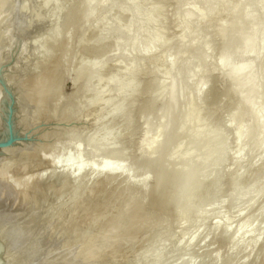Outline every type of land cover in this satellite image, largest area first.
Returning a JSON list of instances; mask_svg holds the SVG:
<instances>
[{
	"label": "rangeland",
	"instance_id": "rangeland-1",
	"mask_svg": "<svg viewBox=\"0 0 264 264\" xmlns=\"http://www.w3.org/2000/svg\"><path fill=\"white\" fill-rule=\"evenodd\" d=\"M0 12V256L264 264V125L225 76L246 64L264 110V0H0ZM244 17L256 48L239 59Z\"/></svg>",
	"mask_w": 264,
	"mask_h": 264
},
{
	"label": "bare ground",
	"instance_id": "bare-ground-1",
	"mask_svg": "<svg viewBox=\"0 0 264 264\" xmlns=\"http://www.w3.org/2000/svg\"><path fill=\"white\" fill-rule=\"evenodd\" d=\"M193 1V0H192ZM195 1H198V0H195ZM203 1V0H202ZM207 2H208V0H207ZM210 3V2H209ZM202 4V3H201ZM192 7V6H191ZM243 8V7H242ZM245 8V7H244ZM0 13H2V12H0ZM262 13V12H261ZM189 14V13H188ZM186 16H188V15H186ZM185 15H184V17H186ZM239 16H240V14H239ZM248 16V15H247ZM133 19V18H132ZM185 20L186 19H189V20H191V17H187V18H184ZM188 20V21H189ZM192 21H193V19H192ZM191 21V22H192ZM243 21H244V23H246L247 24V28L245 29L243 26L241 27V26H238V28H236V30L235 31H237V35H236V40H237V42L240 44V45H238V47H237V51H235L234 52V54H235V56L237 57V58H239V59H241V58H247V56L249 55V54H251V52L253 51V48L255 47V45H253V39H252V33L251 32H249V26L250 25H252V24H254V18L253 17H244L243 18ZM256 21V20H255ZM187 22V21H186ZM234 23V22H233ZM243 23V24H244ZM238 24V23H237ZM250 24V25H249ZM240 25V24H239ZM224 29H225V27H224ZM224 29H219V34L221 35V36H223V35H226V34H224V33H226V32H224L223 33V31H224ZM230 30V29H229ZM229 30H228V32H229ZM245 30V31H244ZM225 31H226V29H225ZM251 31V30H250ZM251 33V34H250ZM234 35V34H233ZM226 38V37H225ZM224 39V38H223ZM257 39V38H256ZM225 40V39H224ZM226 44V43H225ZM237 45V44H236ZM191 46V45H190ZM224 46V45H223ZM228 48H230L231 47V45H226ZM225 46V47H226ZM227 47L225 48V49H227ZM233 47V46H232ZM256 48V47H255ZM264 51V50H263ZM204 54V53H203ZM221 54V53H220ZM219 54V55H220ZM229 54V53H228ZM255 54V53H254ZM230 55H231V52H230ZM223 56H225V58L223 57ZM220 59L221 60H224V59H226V55H223ZM234 56V55H233ZM229 57H231V56H228V58L226 59V62H227V60L229 59ZM223 58V59H222ZM125 60V59H124ZM229 60H231V58L229 59ZM200 61V60H199ZM225 62V63H226ZM229 62H231V61H229ZM241 62V61H240ZM129 63V62H128ZM168 63V62H167ZM219 63L221 64V62L219 61ZM254 63V62H253ZM218 64V63H217ZM223 64V63H222ZM227 64V63H226ZM225 64V68H226V72H227V75H226V73H225V76H226V78L228 77V80H229V82H233V81H237L238 82V84H237V88H238V90H239V94L241 93L242 94V91L243 90H246V88L248 87L249 88V90H248V88H247V90L249 91V95H247L246 94V92H245V94H243V95H245V96H242L241 94L240 95H238V98H239V100H240V104H241V106L243 107V109H244V115H245V117L246 118H250L251 119V122H250V120H249V122H250V125H252L253 127H259L261 124H263L264 125V110L263 111H257L258 109L257 108H255L254 106H253V104L254 103H252V98H251V96H253L254 95V92H253V95H251V93H252V91L254 90L253 89V86L255 85V82L254 81H249V80H246L245 78H247L246 76H244L245 74H244V72H246L245 71V69H247L246 67H247V65L246 64H243V65H241V66H233L232 64H230V65H226ZM237 65V64H236ZM220 66V65H219ZM222 66H224V65H222ZM189 67V66H188ZM249 69V68H248ZM249 71V70H248ZM246 74H248V72L246 73ZM245 77V78H244ZM249 77H250V75H249ZM248 77V78H249ZM250 79V78H249ZM252 79H253V77H252ZM256 81V80H255ZM192 82V81H191ZM197 88V87H196ZM200 88H202V87H200ZM199 88V84H198V89H196L197 91L200 89ZM254 88H257V87H254ZM172 90H174L173 89V87H171L170 88V90H169V93L171 94V92H172ZM246 90V91H247ZM256 90V89H255ZM200 92H201V89H200ZM256 92H257V90H256ZM243 93H244V91H243ZM257 95V94H256ZM255 95V96H256ZM254 96V97H255ZM257 97V96H256ZM252 100V101H251ZM255 102V101H254ZM172 106V105H171ZM255 108V109H254ZM176 110V109H175ZM254 130V128L251 130V131H253ZM235 131V135L236 134H238L239 133V131H240V129H235L234 130ZM233 131V132H234ZM258 132V131H257ZM250 135V134H249ZM164 136V135H163ZM153 139L152 140H150L153 144H152V146H150L147 150H146V156L147 157H150L151 156V150L158 144V141H157V139L155 138V137H152ZM240 138V137H239ZM163 139V138H162ZM236 141V140H235ZM165 143H166V141H164ZM238 142V141H237ZM163 143V142H162ZM168 144V143H167ZM164 145V144H163ZM156 147H158V146H156ZM167 146H165V149H167L166 148ZM163 154V153H162ZM112 163V162H111ZM156 163V162H155ZM105 164V163H104ZM104 164H103V166L102 167H105V169L106 170H108V171H115V169H114V167L113 166H104ZM100 165V164H99ZM105 165H107V164H105ZM114 165V164H113ZM78 167V166H77ZM76 167V168H77ZM81 169H82V167H80ZM105 169L103 168V170L105 171ZM78 170V168L77 169H75V171H77ZM81 171V170H80ZM78 172V171H77ZM77 172H75V173H77ZM79 173V172H78ZM132 173V172H131ZM143 185V184H142ZM138 186V185H137ZM13 203H15V202H13ZM0 208H2V207H0ZM4 215V216H3ZM4 218H5V220H6V218H7V216L4 214V212H0V221H4L5 222V220H4ZM7 221V220H6ZM2 224V223H1ZM3 224H5V223H3ZM8 224V223H7ZM6 224V225H7ZM5 228V227H4ZM226 231H228L227 230V228H226ZM2 232H5V230L4 231H2ZM2 232H0V233H2ZM224 233H225V230L223 231ZM4 234V233H3ZM5 234H7V232L5 233ZM13 234V233H12ZM2 235V234H1ZM5 236V238H7V236L6 235H4ZM14 236V235H13ZM10 239H12V238H10ZM0 240H2L1 238H0ZM5 241H7V240H4V242ZM15 241V240H14ZM13 240H11V242H14ZM10 242V241H9ZM1 243V242H0ZM8 243V242H7ZM7 243L5 244V245H7ZM10 244V243H9ZM9 244H8V246H9ZM3 245V244H2ZM1 245V246H2ZM13 245V244H12ZM9 246V247H14V246ZM18 246V248H19V245L18 244H15V246ZM16 246V247H17ZM0 248H5V246L3 247H0ZM17 248V249H18ZM10 248H8L7 250L8 251H10L9 250ZM3 250V249H2ZM13 250H15L14 248H13ZM21 251V250H20ZM3 252V251H2ZM2 252H0V253H2ZM4 253H5V251H4ZM6 253H9V252H6ZM11 253H13V252H11ZM11 253H9V254H11ZM16 253H18V252H16ZM19 254V253H18ZM1 255V254H0ZM3 255H5V254H3ZM8 254H6V256H7ZM12 255V254H11ZM20 255V254H19ZM19 255H15V253H13V256L12 257H8V258H16V256L17 257H20V259L19 260H22L21 258H22V254L19 256ZM23 255H24V253H23ZM15 256V257H14ZM5 256H0V258H4ZM23 257H25V256H23ZM26 258V257H25ZM30 258V257H29ZM5 260H0V261H2V264H9L8 263V261H6V260H8L6 257L4 258ZM23 260L25 261L26 259H24L23 258ZM31 260V259H30ZM3 261H6V262H3ZM10 262H15L14 264H16V262L18 263L19 261H16V260H13V259H11V261ZM30 263H31V261H29ZM1 263V262H0ZM26 263H28V262H26ZM29 263V264H30ZM11 264H13V263H11ZM19 264V263H18ZM23 264V263H22Z\"/></svg>",
	"mask_w": 264,
	"mask_h": 264
}]
</instances>
